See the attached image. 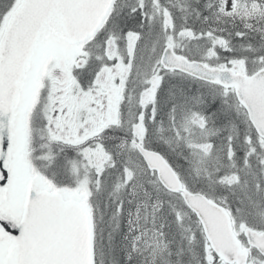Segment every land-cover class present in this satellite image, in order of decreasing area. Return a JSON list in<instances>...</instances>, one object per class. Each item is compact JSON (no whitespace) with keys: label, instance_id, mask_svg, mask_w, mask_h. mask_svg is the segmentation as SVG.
<instances>
[{"label":"snow or ice","instance_id":"obj_1","mask_svg":"<svg viewBox=\"0 0 264 264\" xmlns=\"http://www.w3.org/2000/svg\"><path fill=\"white\" fill-rule=\"evenodd\" d=\"M0 264H264V0H0Z\"/></svg>","mask_w":264,"mask_h":264}]
</instances>
